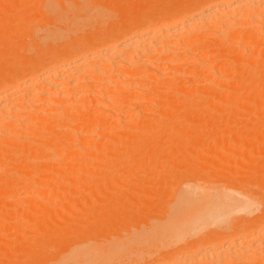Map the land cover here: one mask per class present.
Instances as JSON below:
<instances>
[{
  "label": "bare ground",
  "instance_id": "1",
  "mask_svg": "<svg viewBox=\"0 0 264 264\" xmlns=\"http://www.w3.org/2000/svg\"><path fill=\"white\" fill-rule=\"evenodd\" d=\"M18 1L16 3H18ZM25 1L26 0H24V4L28 2L30 8V3L32 2L30 0L27 2ZM36 1L37 0H35V2ZM38 1H41L40 3L44 7V10H40V12L42 11L44 13L45 11V14L49 17L48 19L40 13L41 17L43 16L44 18H47V21H45L47 25H45L48 26L49 24L48 28H50V25H55V28H60V30L58 29L59 32L53 33L52 31H54V29L51 27L52 30L48 29L51 31V33H49L46 30L47 27L44 25L46 28L43 30H46L49 34L46 36L45 32L43 35L41 34V37H38L40 38V41L44 37H49L52 33L57 36L56 38H59L60 34L61 36L65 35V33L63 34L60 31H62L64 26H66L64 23L66 20H64V22L61 21V23L57 21L58 26L55 20L52 21V19H55L56 17L58 18L59 14H63V12L61 13V6H63L62 11L65 10V12L69 13H67L69 18H72L73 16H69L70 12L76 13V11H74L75 9L83 13H87L89 10L88 8H90L88 5L89 3L84 2V0H71L73 1L71 2L72 5L67 4L68 6L61 4L63 0ZM86 1L92 2V0ZM104 1L105 0L101 1L100 4L102 8L105 5ZM110 1L111 2L108 1V5L113 7L119 0H114L116 1L114 3L113 0ZM170 1L171 0H169L168 3H170ZM39 2H36L38 7L41 6ZM21 3L23 4V0ZM98 3L100 2L97 1V4ZM110 3H113L114 5ZM28 4L27 7L22 8L23 5L18 3L16 4L17 7L13 5L15 8L13 9L17 10L20 7L22 12H26L29 10ZM92 4L93 5L91 6L94 7L93 2ZM125 4L124 6H126ZM177 5L179 7V4ZM131 6L134 7L133 5ZM72 7L75 9L73 10ZM106 7L107 8L104 7L103 9L107 10L108 6ZM132 7L131 9H133ZM26 8H28V10H26ZM40 8H42V6ZM102 8L99 10H102ZM113 8L115 10H113ZM113 8H109L110 11L113 10V15L114 11H118V13H115L119 14L121 17L122 14L120 15V13H124V16L126 17L125 13L128 12L124 11L128 10L130 6L128 5L126 10L123 12L119 11V9L121 10L120 7L118 10H116L115 6ZM135 9L137 10V8ZM90 10H92V8H90ZM97 10L94 9L95 12ZM105 10L104 12L102 11V13H106ZM108 10L107 13H109ZM83 13L78 14L81 16ZM63 16L64 14L62 17ZM76 16L79 18L78 15ZM105 16L106 18H104L106 20H104V23L105 21L108 23L113 22L107 20L106 14ZM137 16H139V14ZM149 16L152 17L148 22L145 21L146 24L144 25L140 24L141 22L139 19H133V25L130 24L131 26H128V31H126L123 35H117L112 38L109 37L110 39H99L92 50L90 49L88 42H83L79 45L77 50L73 48L75 51L68 52L64 57L54 56L53 58L50 57V59L44 55L40 56L44 57V59L39 57L35 60V62L32 60L34 63H31L32 65L30 63V65H27L28 62L25 63V60L21 61L23 58H17L21 63L16 60L19 65H15L16 63L12 61L13 59L10 55L3 56L7 57L8 61H6L8 64L6 61L5 63L2 62L7 64V66L0 64V67L2 65V69H10V72L8 71L9 73H6L7 70L5 72L3 71V73L1 72L0 94L1 92H5L6 90L8 91L17 85L16 79H19L17 77H19L22 73L24 75H22V78L24 77L23 86L25 85L27 88L22 94L15 96V98L14 96L10 98V96V100L7 97L9 94L6 95L8 100L5 98V95H2L3 98H0V151L5 150L7 146L12 147V149L7 150L4 155L0 152V171L3 169L5 170L7 167H11L9 168L11 169L9 170L10 172H7L9 173L8 176L4 178L5 180L2 181V178L0 177V181L2 183L5 182L7 184L6 186L10 188L14 187L17 189L19 187L23 191H37L38 189L45 190L44 192L47 191V194L45 193L44 196L40 195L41 198L39 197L38 200L33 203L34 205H37L39 213H37L38 211L34 212L37 216H39V220L41 216L43 217V214L51 212V209H47L45 207L44 208L50 212L48 211V213H44L47 212V210L42 211L44 210L43 208L40 210V206H46L47 204L55 206V210L52 209L54 211H52V213L48 216L51 218L53 216L57 217V214L60 212V217L63 218L64 216L65 219H68V217H66L67 211L65 210L66 212H63L64 209L62 208L70 205L71 202L74 203L75 201H79L78 204H82L84 207L83 209L88 213H82L81 208V211L79 209L77 212L74 211L73 214L80 211V215L86 214L88 217L89 211L92 212L95 210V212H99L98 214L100 217L103 216V218H106V223L105 220L101 218V221L104 223L103 224L101 221L99 222L100 218L98 217V214L95 212L90 213L89 217L91 218H87L85 216L86 218L84 217L82 220L86 219L87 222L81 220L83 222L81 224L87 223V225L89 224L90 226L91 224L89 221L92 222V216L94 218L98 217L99 220L95 219L94 221L96 222H92V224H94L91 225V227L87 226L91 233H89V231H87L88 229L85 227L87 230L85 229L86 231L84 232H88L85 236L86 233L84 234L82 231L85 238H77L78 236L76 235V237L74 234L72 235L73 237L71 236L70 238L67 236L69 239H66V236L63 234L67 233L70 235L71 233L69 232L74 231H69V229L73 228V225L81 227L77 223H72V227H70L69 223L71 224L72 220L69 223H64V226L69 228L65 232L63 225L61 230L58 228L57 230L56 227V230L50 228L51 230H49L52 231V238L51 235H49V232L45 233L40 231V229L43 230L44 226V223L41 224L40 222V225L42 226H40L38 230L47 235L46 237L41 234V238L39 236L40 233L38 232L37 238L38 236L40 237V242L41 239L45 241L47 238L44 244L46 243V245L49 246L50 244L47 242L48 239H50L49 243L56 240L53 245L55 246L58 243V246L55 248L60 249L62 247L60 246L61 242L63 243L64 241H60L61 233V236H63L61 239L65 238V240L71 242L69 243L64 241L62 244L63 247L60 251H64L65 246V248H68L65 249V253L63 255L64 258L51 260V262L49 259L48 262L46 260L49 256L50 258H53V255L57 254V250L53 246L50 248V245L48 247L49 249H47H51L52 253L53 251H56L53 255L50 253L52 256L48 255V258L46 254L42 255V258L44 255H46L45 257L47 258L45 259L44 257L47 262L45 263L43 259L44 264H77L80 259L90 254L94 255L95 252H100L99 256L102 258L113 259L114 264H129L133 261H146L148 264H264V212H262L263 214L260 213V215L255 214L259 211H257V209L260 207L262 208H260V211H264V130L262 131V129H264L262 128L264 127V44H262V42H264V0H188L185 5L181 6V9H179L177 13L173 15L170 14L167 17V20L164 19L163 15L161 16L162 19H159L158 15H154V12L149 13ZM75 17L73 16V18ZM108 17H110V15ZM65 18L67 17L65 16ZM90 19L94 22L92 18ZM129 20L131 21L132 18H129ZM54 22L55 24H53ZM69 22L70 21H68L67 27H64L69 31L63 28V32L68 31L69 33L71 32L74 34V32H77L80 28L84 29L83 26L80 27V24L78 25L80 27L79 29L77 28L78 26L72 27V25H74V21L72 25ZM62 23H64V26L60 25ZM86 23H89V21ZM97 23L95 20V23L91 24V30L94 26H96L94 24ZM104 23L99 22V25L102 24L103 26ZM108 23L105 25L110 26L111 24L109 23L108 25ZM59 25L61 27H59ZM68 25L70 26L68 27ZM88 25L90 26V23ZM89 26L85 28H89ZM146 26L149 27L145 29ZM104 27L106 26H103V28ZM72 28H76L77 30L75 29L74 31ZM95 28L96 27H94V29ZM43 30L41 29L40 31L43 33ZM91 30L89 29L90 32L88 31L87 34L93 32ZM69 37L70 34L67 35L66 38L64 37V40L67 38L69 39ZM85 37L83 35V38ZM52 39L55 40V37H50L48 40H51L52 43V41H54ZM87 39L88 40L86 41H89L88 36ZM44 40L45 39H43V41ZM46 40L44 43L41 41V46L49 42ZM9 42L11 43V41H8V45ZM65 42L62 43L65 44ZM39 43L40 42H38V44ZM51 43L49 42L47 44L49 46L48 49H50L51 45L54 44ZM58 43L59 46L63 45L60 44L61 41ZM69 43L70 42H68V44ZM41 46H38L40 50L43 49V46ZM230 46L236 48L231 49ZM57 47L53 46L52 49H56ZM4 48L7 50V47ZM13 48H15V45ZM60 48H58V50ZM64 48L66 49V47ZM45 49H47V47ZM45 49H43V51ZM226 60H228V62H226ZM9 61L14 62L15 64H11L12 62L9 63ZM22 63H25L27 66L24 64L23 67ZM9 65L14 66L10 67ZM166 70L167 72H165ZM233 70L240 71H237L238 74H242L238 75L240 76L239 79H236V77H238L237 75H233L235 77H230L234 73L237 74V72ZM168 71H170V73H168ZM230 72L232 73L229 74ZM187 76H190L192 81L190 80V82H188ZM219 76L220 78H218ZM222 76L226 77V80H223ZM241 76L243 79H241ZM237 80L241 82H238ZM170 91L172 93L175 92V98H173L172 93H168ZM167 93L169 94V99H167ZM161 94H164L162 96L166 97V99L162 100L161 98L158 100L160 98L159 95L161 96ZM138 99H140V102H135ZM170 99L172 100L169 101ZM28 102L31 103V105L27 104ZM151 102H155L159 105L158 108L160 110L158 111L160 113L157 111L158 108L155 107V103L153 105ZM149 103L157 108L156 111L158 113L154 111V108L150 111L147 110L153 107L150 106ZM144 105H148L147 108ZM87 107L88 110H92L90 107H94L95 111L99 110L95 113L96 116L100 115V118L96 116L94 117L91 112L88 116L90 120H88L86 117L89 114V111L87 112L86 109ZM126 107H128V109H126ZM55 108L56 110L59 109L60 112L59 110H57L58 113L55 112ZM210 108H213V110L214 108L215 110H219V112L216 111V118L212 117V112H215V110L212 111ZM18 109H21V111ZM206 109L212 113L211 116L209 113L208 115L205 114L207 113ZM242 109L246 110L244 115V111ZM74 110L76 112L77 110L80 111L77 112L78 116H80L79 113L81 114V111H84L83 115H85L84 117L86 118H82L83 116L76 117L75 114H73L76 113ZM100 110H102V112ZM92 111H94V109ZM152 111H154L155 115L160 116L154 117L155 115L150 113ZM189 111H192L193 113H188ZM204 111L205 113H203ZM237 111L242 112L239 113L244 116L243 119L242 117L240 119ZM104 112L108 113L106 114L107 116L105 117L104 115L101 117V113ZM130 112L134 114V116L132 115V117H130ZM145 112L147 113V119L149 120L144 121L146 118L144 120L142 119V121L138 119L140 120L139 125L141 126L136 127L138 121L132 118L140 116L141 113ZM234 112V115L236 117L238 116L236 119L239 118L240 121L243 120V124L237 123L238 120H236V123L240 125L238 126L239 129L242 127L241 125H244L245 123L249 125L253 124L252 127L254 128H251L252 130H248L249 132H245V130L241 129L242 131H238L234 134L236 132L235 129V131L233 130V134L235 136H231L225 131L223 133V129L221 128L223 126L221 125H230V127H232L231 125H236L233 123L235 120V116H233ZM127 113L130 114L128 115ZM125 114H127L128 117L125 116ZM187 114L194 121H196L194 117H199H196V119L199 121L201 120L202 122H198L199 126L201 125V131H199L200 128L198 124L195 125L193 120H189ZM123 115L125 118L130 119H127L129 121L124 119L123 124L120 125V123H122L120 117ZM150 115L156 119H152ZM208 116L212 117L213 120ZM163 117L164 122H159ZM231 117H234L233 121ZM118 118L121 120L118 121L119 125L117 122ZM159 118H161V120H158ZM131 119L133 120L132 122H130ZM175 119H179V122H174ZM82 121L83 124L81 126H85L86 129L90 128L88 134L86 133L87 130L84 133L86 135H89L91 131L92 133L93 131L96 132L95 129H98L100 125L102 129H100L101 131L99 132V129L97 130V135V132L95 134L93 133L95 138H92L91 140L88 139L87 136L86 138L84 134L82 135L85 138L80 135H76L75 132L79 129L80 131L83 130V127L81 128V126H79L80 128L77 126L79 129L75 127L76 124L79 125ZM100 122L101 124H99ZM225 122H227V125ZM228 122L230 123L228 124ZM54 123H56V126H61V128H64L62 126L65 125L66 129L63 130V134H65V131L70 134L75 133L74 135L72 134L73 137L69 136L71 142L61 139V137L64 138L67 134L62 135L60 132L62 129L58 131L59 127H55L57 128L55 129L52 125L50 126V124ZM57 123L60 124L57 125ZM135 123L136 125L134 126ZM172 123L174 125L173 127L178 125L176 130L173 129ZM203 123L205 127L203 126ZM160 124L162 125L160 126ZM163 124L166 127L163 126ZM116 125L118 127L115 129ZM157 125L158 127L163 128L155 129L154 127ZM53 126H55V124ZM110 126L113 128H111L112 130L109 129ZM91 127L94 128L92 129ZM75 128L77 131L73 130ZM219 128H221L222 131L219 130ZM258 128L261 130H258ZM163 129L164 131H162ZM159 130L161 132H159ZM258 131L261 132V136ZM60 134L62 136H60ZM74 136L82 137L83 139H79L82 141L84 140V143L79 139V142H74L77 140ZM197 136H199V138H197L199 145L193 146V141H196L195 138ZM71 137L73 139H71ZM217 138L221 139H219V142L223 140L227 141L228 138V140H230V138H234L235 141L241 139L245 141V139H247L246 141H249L250 144H247L246 148L243 146L244 149L241 151L240 149L239 151L235 150L232 155H235L237 151L236 154L242 157L243 160H246L248 164L246 162H241L243 160H239L241 163H239L238 160L230 162L231 159L229 155L232 152L226 153L224 150H221V153L218 152L220 150L216 152L217 149H221L220 147L215 149L213 148L215 143L212 142H215ZM256 139L258 140L256 141ZM226 141H223V144H225ZM80 142H82V144ZM208 142L212 144L208 146ZM230 142H232V140ZM69 143H72L73 145L70 146ZM204 144L207 146V151L205 152L211 155L214 154L215 150V152L218 153V155L215 154V158L212 156V160L209 158L211 161L208 159L209 162L207 163H205V160L204 162H201L203 160L198 161V158H200L198 155L200 154L198 148H202V145L204 147ZM51 145L55 146L57 151L53 148L54 152H46L51 149L49 148ZM74 145L75 147H73ZM40 146H43V149H41ZM216 146L217 144H215V147ZM187 150H189L188 153ZM98 152L103 153V156L98 154ZM216 155L221 158L219 159L221 162L216 159ZM24 156L28 157H26V163L23 160ZM196 156L199 157L196 159ZM204 156H208V154ZM29 158L32 161H27ZM96 159H99V162ZM44 160L47 161L48 165L44 162ZM48 160H51L53 166H50L51 162L49 164ZM96 161L98 163H96ZM83 171L84 173H87H85L88 175L87 177L85 174V176L81 174L82 178L79 177L81 180L78 179V175L77 177L74 176L77 179L71 178L72 174L75 175V173L78 174L79 172L83 173ZM121 174L123 176H121ZM165 175L166 178H168V175L170 178L162 181L164 180ZM119 177H122V179H119ZM116 178H118V180ZM69 179L72 180L70 181ZM153 180H155L154 183L151 182ZM256 184H259V187H257ZM1 185L2 184L0 183V198L2 199V197L6 194V191L8 192V189L5 187L1 188ZM94 191L105 193H103L102 197L100 196L99 198L101 199L99 200V203L101 202L104 210L100 209L101 205L99 207L96 205L97 199L95 200L93 197V195H96V192ZM83 192L84 194H82ZM142 195L143 197H141ZM152 197L159 198V203L161 204L160 207L158 206L160 204L157 205L156 200L153 201V203L151 202V200H153L151 199ZM165 199L166 201H169L167 204L165 203L166 205L164 204ZM94 201L97 208L93 204ZM142 201H145L144 204H154V206L152 205L153 208L157 205L158 207L156 208H159V210L164 204V209L162 208L163 210H161V213L157 210L156 214L158 212L160 214L158 213L159 215L155 216L152 212L153 208H150L152 206L150 205L147 207L148 205H144L141 203ZM5 202L6 201L4 200H0V203H2L0 206L4 205ZM11 202L12 205L15 204L19 206L20 204L26 202V200L19 196L16 200ZM138 202L141 203V205H139L141 207H134V205H137L136 203ZM89 204L91 205L92 210L87 208L89 210L88 211L85 207ZM105 204H109L107 205L108 207L112 205L124 207L123 205L126 204L128 209H131L133 206L131 210L134 211L135 209L138 210L140 208L142 210V212H140V209L138 210L140 213L137 212V210L134 212L123 209V219L120 218V220H127L128 218V220H130V218L132 220V218H135L134 220L137 219V221L134 222L133 225H147L146 230L138 228L139 225L133 227L134 229H138L136 233L132 230L128 231L127 228L123 231L125 229L124 228L122 229V232L127 233V236L124 237L119 235V231L121 230L118 229L117 231L116 226H114L117 231L115 233H118L116 235H118L122 241L115 240L107 244L90 245L87 241L96 237H102V234H104L103 231L106 232L104 229L106 227L105 224L107 225L108 223L107 220L111 221L112 217L117 215L115 214V211L117 213L118 210L111 207L108 209ZM142 206L144 207L142 208ZM58 207H62V211L57 212V209L60 210ZM88 207L90 208V206ZM37 208L35 207L36 210ZM106 210L107 212H104ZM41 211L43 213L40 215ZM112 211H114V214ZM31 212L33 211H29V213ZM34 212L29 214V216L31 215L30 217H32ZM106 214L109 216H106ZM94 215L97 216L95 217ZM33 217L37 220L35 215ZM50 217L49 219L51 220ZM60 217L54 219V221H58ZM43 218H45L44 220H48L45 215ZM79 218L81 219V217ZM69 219L67 221H69ZM124 222L126 221L124 220ZM98 223L101 225H98ZM110 223L111 222H109V224ZM112 224L113 223H111V225ZM120 225H122V223ZM114 227L112 226V228ZM44 228L46 227L44 226ZM47 228L44 230L47 231ZM78 228L76 231L81 230ZM97 228L101 229L98 230ZM108 228L109 227L106 229L108 230ZM30 229L26 230L29 231ZM32 230H30L31 233L35 232ZM58 231L62 232L60 233ZM97 232L99 236H95ZM111 232L113 231L111 230ZM31 233L23 235L28 237V235H32ZM82 233L79 235L82 236ZM115 233L113 232L114 235ZM58 234H60L59 237L57 236ZM105 235L107 236L106 233ZM108 235L110 234L108 233ZM87 236L90 237L87 238ZM29 238L27 239L28 241ZM71 238H75V240L73 239V241ZM18 239L21 238L18 236ZM21 242L24 243L22 240ZM31 244H33V242ZM40 244L37 245L40 246ZM46 245L42 246L41 244L42 249L45 248ZM24 249L22 248L20 250ZM38 249L40 251L36 249L37 252L41 254V249ZM45 249L42 250L43 253L45 252ZM26 250L29 249H25V252ZM46 253H48V251H46ZM24 260L26 261V259Z\"/></svg>",
  "mask_w": 264,
  "mask_h": 264
},
{
  "label": "rangeland",
  "instance_id": "2",
  "mask_svg": "<svg viewBox=\"0 0 264 264\" xmlns=\"http://www.w3.org/2000/svg\"><path fill=\"white\" fill-rule=\"evenodd\" d=\"M18 0H0V64H4L5 63V61L7 60V57H3V56H9L10 55V57L13 59H11L12 61H14V62H10L9 61V63H11V64H15V65H17L18 63L16 62V60L17 61H19V63H21L20 62V60H18L17 58H23V59H21V61H24L25 63H27V65H30L31 63L32 64H34L33 63V61L35 62V60L36 59H38L40 56H44L45 55V57H47V58H53L54 56H61V57H64L68 52H73V51H75V50H77L78 48H79V45H81L83 42H88V45H89V47H90V49L92 50V49H94V45L95 44H97V42H98V40L99 39H101V38H108V39H110L109 37H114V36H117V35H123L126 31H128V26L131 24V25H133V22H134V20L133 19H135L136 20V18H137V20L139 19V21L141 22L140 24L141 25H144V24H146V22H148L149 20H150V18L152 17V16H149V13H153L154 12V15H158V18L159 19H162V15H163V17H164V19H168L167 17L170 15V14H175V13H177L178 11H179V9H181V6H183V5H185L186 4V2H188V0H177V1H174V0H171V1H173V2H171L170 1V3H168V1L169 0H119V1H114L113 0V3L114 2H116L115 3V5L113 4V3H110V4H113L115 7H116V10H118L119 9V7L121 8V10L119 9V11L120 12H123L124 10H126V8L128 7V5L130 6V8L128 9V10H126V11H124V12H128V13H125L126 14V17L124 16V13H120V15L122 14V17L121 16H119V14H117L118 13V11H114V15H113V10H115L112 6L110 7V5H108V3L109 2H111L110 0H108V1H106V3H105V1H104V7L105 8H107L106 6H108V9L110 8V9H112L113 8V10L112 11H110V9L108 10V12L109 13H107V10H105V9H103L101 6H100V4H101V1H103V0H96V1H94V0H92V2L94 3V7L93 6H91V5H93L92 4V2L90 1H86V0H84V2H87V3H89L88 5L90 6V8H92V10H90V8H88L89 10H88V12L85 14V13H83V12H81V11H78L77 9H75V8H73V10L74 11H76V13L75 12H70V15L69 16H71V15H73L74 17L76 16V15H78V17L80 18V19H82V20H80L79 18H77V16L75 17V18H73V16H72V18L70 17H68V15H67V13L68 12H65V10L64 11H62V8H63V6H61V4H63L64 6H66L67 4L68 5H72L71 4V2H73V1H71L70 0V4H69V0H63L62 2H61V4H60V6L62 7H60L61 8V13L63 12V14H64V16L62 17V15L63 14H57L58 15V18L57 19H59V20H57L56 18L55 19H52V21L53 20H55V22H56V24H57V26H58V22H60L61 23V21H63L64 22V20H68V21H70L69 23L72 25L73 24V21H74V25H72V27L73 26H78L79 24L81 25L80 27H82L83 26V28L84 29H82V28H80L79 26L77 27L79 30L76 32L75 31V29L76 28H72L74 31H72V32H74V34L73 33H69L68 31H66L67 32V35H69L70 34V37H69V39L67 38L66 40H64V37L66 38V32L64 31L63 32V28L64 27H67V24H68V21H67V23H66V21L64 22L65 23V25L66 26H64L63 24L64 23H62V24H60V25H63L64 27L62 28V31H60V32H62L63 34L65 33V35H63V36H61V34H60V36H59V38H56L57 36L54 34L53 35V33L54 32H59L58 31V29L60 30V28H55V25L54 26H51L50 25V28H48L49 27V24H48V26H46L47 24H46V22L45 21H47V18L49 19V17H48V15L47 14H45L46 12L44 11V13L42 12L44 9V7H43V5L37 0L36 2H39L40 3V5L42 6V8H40L41 6H37V3L35 2V0H30L32 3H30V1H29V3H30V8H29V4H28V0H26L25 2H27V3H25L24 4V0H23V4L21 3L22 2V0H19L18 1V3H20L21 5H23V7L22 8H25V7H27V4H28V8H29V10H28V8H26V10H28V11H21V8L19 7L17 10H14L15 8L13 7V5H15L16 6V4H18V3H16ZM79 1V0H78ZM77 1V2H78ZM97 1H99L100 3H98L97 4ZM123 3H122V2ZM126 1H127V3H126ZM131 1V2H130ZM140 3H139V2ZM146 1V2H145ZM67 2V3H66ZM75 2V1H74ZM121 2V3H120ZM97 5H96V4ZM103 3V2H102ZM126 3V4H125ZM133 3H135V4H133ZM136 3H137V5H138V7H137V5H136ZM172 3H173V5H172ZM123 4V5H122ZM124 4L127 6H124ZM167 4H169V5H167ZM177 4H179V7H178V5ZM67 5V6H68ZM131 5H133L134 7H132ZM20 6V5H19ZM96 6H97V8H96ZM99 6V7H98ZM117 6H119V7H117ZM122 6V7H121ZM12 7V8H11ZM17 7V6H16ZM124 7V8H123ZM131 7L133 8V9H131ZM14 8V9H13ZM95 10H97L96 12L94 11V9ZM102 8V10H99V9H101ZM135 8H137V10L135 9ZM136 11H135V10ZM151 9V10H150ZM174 9V10H173ZM14 10V11H13ZM19 10V11H18ZM23 10V9H22ZM37 10H39V11H37ZM40 10H42L41 12H40ZM104 10L106 11V13H102V11L104 12ZM170 10H172V11H170ZM178 10V11H177ZM37 11V12H36ZM78 11V12H77ZM130 11H131V13H130ZM135 11V12H134ZM148 11V12H147ZM176 11V12H175ZM33 12V13H32ZM59 12H60V10H59ZM65 12V13H64ZM115 12H117V13H115ZM134 12V13H133ZM140 12V13H139ZM16 13V14H15ZM40 13L41 14H43L44 15V17L46 16L47 18H44L43 16V20H42V17H41V15H40ZM73 13V14H72ZM78 13H83L82 15H83V17H82V15L80 16ZM91 13V14H90ZM93 13V14H92ZM160 13V14H159ZM66 14V15H65ZM69 14V13H68ZM75 14V15H74ZM84 14H85V16H84ZM90 16H89V15ZM96 14H100V15H96ZM105 14L107 15V20L109 21H113V22H109L111 25L110 26H107V25H105V24H107L108 22L107 21H105V23H104V20H106L105 18H106V16H105ZM116 14V15H115ZM129 14V15H128ZM139 14V16H137ZM143 14V15H142ZM146 14V15H145ZM27 15H28V17H27ZM110 15V17H108ZM133 17H132V16ZM148 15V16H147ZM21 16V17H20ZM65 16L67 17V18H65ZM95 16V17H94ZM98 16V17H97ZM103 17V20H102V17ZM117 16V17H116ZM119 16V17H118ZM124 16V17H123ZM105 17V18H104ZM121 17V18H120ZM149 17V18H148ZM13 18V19H12ZM17 18V19H16ZM29 18V19H28ZM50 18H52V17H50ZM53 18H54V16H53ZM60 18H61V20H60ZM76 18H77V20H76ZM89 18V19H88ZM90 18H92L93 20H94V22L93 21H91V19ZM99 18V19H98ZM108 18H110V19H108ZM112 18V19H111ZM125 18H126V20H125ZM129 18L131 19L132 18V20L130 21L129 20ZM140 18H141V20H140ZM21 19V20H20ZM44 19H46V20H44ZM42 20V21H41ZM95 20H96V23L99 21L100 23H104V25L103 26H106V27H104L103 28V26H102V24H100L99 25V22L97 23V24H94V25H96V26H94V27H99V26H102V27H100V28H95L94 29V27H93V29L91 30V24L92 23H95ZM98 20V21H97ZM34 21V22H33ZM58 21V22H57ZM71 21H72V23H71ZM81 22V23H79V22ZM85 21V22H84ZM87 21H89V23H90V26L88 25L89 23H86ZM102 21V22H101ZM129 21H130V23H129ZM146 21V22H145ZM4 22V23H3ZM45 22V23H44ZM55 22L53 23V24H55ZM76 22V23H75ZM82 22H83V24H82ZM126 22V23H125ZM1 23H2V25H1ZM20 23V24H19ZM50 23V22H49ZM109 23H108V25H109ZM114 23V24H113ZM116 23V24H115ZM9 24V25H8ZM16 24V25H15ZM24 24V25H23ZM46 24V25H45ZM52 24V25H53ZM7 25V26H6ZM13 25H15V26H13ZM20 25V26H19ZM44 25L47 27V32H49V33H51V31L50 30H52L51 29V27L54 29V31H52L53 33H52V35H50L49 37H42L43 39H49L50 37L51 38H54L55 37V40L54 39H52V40H54V41H56V42H54V41H52V43H54L53 45H51L52 43H51V40L49 41L51 44H49V45H51V48L50 49H48V43H45V44H43L42 46H43V49H45L46 47H47V49H45L44 51H43V49L42 50H40V48L38 47V46H41V43L43 42L44 43V41H43V39L40 41V38H38V37H41L40 35L42 34H44V32L46 33L45 34V36L47 35V34H49V33H47L46 32V30L44 31L43 29H45L46 27H44ZM59 25V27H61ZM98 25V26H97ZM130 25V26H131ZM13 26V27H12ZM17 26V27H16ZM25 26V27H24ZM33 26V27H32ZM56 26V27H57ZM70 25H68V27H69ZM89 26V28H85V27H88ZM6 27V28H5ZM29 27V28H28ZM37 27H38V29H37ZM42 27V28H41ZM44 27V28H43ZM108 27V28H107ZM149 26H146L145 27V29L146 28H148ZM12 28V29H11ZM17 28V29H16ZM27 29V30H26ZM28 29H29V31H28ZM31 29V30H30ZM37 29V30H36ZM42 29L43 30V33L40 31V30ZM48 29H50V30H48ZM56 29V30H55ZM65 29V28H64ZM65 29V30H66ZM88 29V30H87ZM89 29L91 30V31H93V32H91V33H88V34H90V35H88L87 34V32L89 31ZM100 29H101V31H100ZM2 30V31H1ZM71 30V29H70ZM77 30V29H76ZM99 32H98V31ZM102 30H104V31H102ZM12 31V32H11ZM31 31H33V32H31ZM34 31H36L37 33H38V31H39V33H38V35H37V33L36 32H34ZM96 31V32H95ZM90 32V31H89ZM28 33V34H27ZM69 33V34H68ZM93 33V34H92ZM15 34V35H14ZM31 34V35H30ZM32 34H34V35H32ZM59 34V33H58ZM72 34V35H71ZM16 35H18V36H16ZM83 35H84V37L85 38H83ZM34 37V38H32V37ZM54 36V37H53ZM87 36H88V38H89V41H86V40H88L87 39ZM8 39V40H7ZM38 39H39V41H38ZM63 41H62V40ZM7 40V41H6ZM36 40V41H35ZM46 40V41H47ZM68 40H70V41H68ZM82 40V41H81ZM8 41H11V43L9 42V45L7 44L8 43ZM59 41H61V45L62 46H64V47H66V49L64 48V47H62V46H59L58 44V42ZM67 42V44H66V42ZM73 41V42H72ZM91 41V42H90ZM6 42V43H5ZM34 42V43H33ZM38 42H40L39 44H38ZM62 42H65V44L64 43H62ZM68 42H70L69 44H68ZM89 42H90V44H89ZM4 43V44H3ZM13 43V44H12ZM17 43V44H16ZM57 43V44H56ZM26 44V45H25ZM262 44H264V42H262ZM2 45V46H1ZM6 45V46H5ZM9 47H8V46ZM11 45V46H10ZM15 45V48H13V46ZM25 45V46H24ZM34 47H33V46ZM44 45H46V46H44ZM41 46V47H42ZM53 46H55V47H57L56 49L55 48H53L52 49V47ZM239 46V45H238ZM238 46H237V48H238ZM2 47V48H1ZM4 47H7V50L4 48ZM10 47H11V49H10ZM16 47H18V48H16ZM26 47V48H25ZM61 47V48H60ZM235 47V46H234ZM264 47V46H263ZM262 47V48H263ZM9 48V49H8ZM58 48H60V49H62V50H58ZM73 48L75 49V50H73ZM230 48L232 49L233 48V46H230ZM236 48V47H235ZM235 48H233V49H235ZM261 48V49H262ZM5 51H4V50ZM20 50V51H18V50ZM23 49V50H22ZM37 49H39V50H37ZM52 49V50H51ZM10 50V51H9ZM14 50V51H13ZM51 50V51H50ZM53 50H54V52H53ZM216 50V49H215ZM237 50V49H236ZM263 50V49H262ZM3 51V52H2ZM16 51H17V53H16ZM23 51V52H22ZM50 51V52H49ZM60 51V52H59ZM6 52H8V53H6ZM9 52H10V54H9ZM11 52H13V53H11ZM34 52H36V53H34ZM42 52V53H41ZM45 52V53H44ZM52 52V53H51ZM56 52V53H55ZM62 52V53H61ZM16 53V54H15ZM23 53V54H22ZM38 53H39V55H38ZM64 53V54H63ZM3 54V55H2ZM12 54H14V55H12ZM27 54V55H26ZM41 54H43V55H41ZM53 54V55H52ZM16 55V56H15ZM20 55V56H19ZM15 56V57H14ZM38 56V57H37ZM26 57H28V58H26ZM34 57H35V59H34ZM16 58V59H15ZM31 58V59H30ZM40 58H43L44 59V57H40ZM46 58V59H47ZM50 58V59H51ZM4 59V60H3ZM10 59V58H9ZM62 59V58H61ZM33 60V61H32ZM8 61V60H7ZM6 61V62H7ZM2 62H4V63H2ZM223 62H225V61H223ZM226 62H228V60H226ZM25 63H22V65H23V67H24V64ZM30 63V64H29ZM7 64H8V62H7ZM7 64H4V65H6L7 66ZM10 64V65H11ZM31 64V65H32ZM9 65V66H10ZM19 65V64H18ZM21 65V64H20ZM26 65V64H25ZM26 65V66H27ZM14 65H12V66H10V67H13ZM1 67H3L2 65H1ZM0 67V77L2 76L1 75V72L3 73V71L5 72L6 70H4V69H2ZM22 67V66H21ZM232 67V66H231ZM234 69V68H233ZM12 70V69H11ZM10 72V69H8L7 70V72L6 73H9ZM230 71V70H229ZM232 71V70H231ZM233 71H235V70H233ZM237 71H239V70H237ZM237 71H235V72H237ZM165 72H167V70L165 71ZM240 72V71H239ZM168 73H170V71H168ZM232 72H230L229 74H231ZM234 73V72H233ZM5 74V73H4ZM190 74H192V73H190ZM20 75V74H19ZM22 75H23V73L19 76V77H17V78H19V79H16V84L17 85H15L12 89H10V90H6L5 92H1V94H0V98H3V96L2 95H5V98H6V95L7 94H9V95H7V97H8V99H9V97L10 98H12L13 96H14V98H15V96H18V94H22L25 90H26V88L27 87H25V85L23 86V82H24V77L22 78ZM193 75V74H192ZM233 75H242L241 73L240 74H238V72H237V74H232L230 77H235V76H233ZM24 76V75H23ZM191 76V75H190ZM190 76H187V81L188 82H190V80L192 81V76L190 77ZM190 77V79L188 80V78ZM194 77V76H193ZM223 77V80L225 79L226 80V77H227V75H226V77H224V76H222ZM222 77H221V79H222ZM239 77L240 76H238V77H236V79L238 78L239 79ZM218 78H220V76L218 77ZM228 78V77H227ZM194 79V78H193ZM236 79H234V80H236ZM241 79H243L242 78V76H241ZM240 79V80H241ZM238 81V80H237ZM242 81V80H241ZM241 81H238V82H241ZM205 86H207V85H205ZM206 88V87H205ZM174 92V91H173ZM2 93H4V94H2ZM168 93H172L171 91L170 92H168ZM167 93V94H168ZM166 94V95H167ZM162 95H164V94H161V96L159 95V99L158 100H160L161 98H162V100L163 99H166V97H164V96H162ZM172 95H173V98H175V92L174 93H172ZM172 95H171V98H172ZM168 96H169V94L167 95V99H169L168 98ZM157 98V97H156ZM7 99V98H6ZM5 99V100H6ZM7 99V100H8ZM141 99V98H140ZM140 99H138V100H136L135 102H140L139 100ZM10 100V99H9ZM172 99H170L169 101H171ZM209 100V99H208ZM89 101H91V100H89ZM141 101H142V99H141ZM168 102V101H167ZM88 103V102H87ZM155 103V102H154ZM154 103H152L151 102V104H153L154 105ZM27 104H29V105H31V103H27ZM26 104V105H27ZM148 104V103H147ZM250 104H252V103H250ZM28 105V106H29ZM113 105V104H112ZM145 105H146V103H145ZM144 105V106H145ZM149 105H150V103H149ZM153 105H150V106H153ZM156 105H158V104H156L155 103V107H159V105L158 106H156ZM27 106V107H28ZM148 106V105H147ZM147 106H145L146 108H147ZM23 107H25V106H23ZM30 107V106H29ZM154 106L153 107H151V109H147L148 111H150V110H152V108H154L155 110L154 111H156V109L157 108H155ZM87 109V112L89 113L86 117L88 118V116L90 115V113L92 112V115L95 117L96 116V113L95 112H97V111H99V110H97V111H95V108L93 107V108H91L90 107V109H94V111H92V110H88V107L86 108ZM126 109H128V107H126ZM145 109V108H144ZM162 109V108H161ZM212 111H214L215 110V108H214V110H213V108H210ZM19 111H21V109H18ZM55 110H56V108H55ZM55 110H53V111H55ZM57 110H59V109H57ZM55 111V112H57L58 113V111ZM146 110V109H145ZM158 110H160L159 108L157 109V111ZM241 110V109H240ZM243 110V109H242ZM18 111V112H19ZM101 112H102V110H100ZM154 111H152V112H150L151 114H154ZM156 111V112H157ZM216 111H218L219 112V110L218 109H216L215 110V112ZM244 112H243V115H244V113H246L245 111L246 110H243ZM59 112H60V110H59ZM74 112H76L75 110H74ZM77 112H80V111H78L77 110ZM76 112V113H77ZM128 112V111H127ZM155 112V113H156ZM159 112V111H158ZM157 112V113H158ZM193 113L192 111H189L188 113ZM206 112L207 113H205V111L203 112V113H205V114H207L208 115V113L210 114V116L212 115V113H213V116L212 117H215L216 118V116H217V112L215 113V112H209V111H207V109H206ZM238 113L239 112H241V111H237ZM76 113H73V114H75V116L77 117L78 116V113L76 114ZM94 113V114H93ZM105 113V112H104ZM104 113H101V117H103L104 115H105V117L107 116L106 114H108L107 112L104 114ZM131 113V112H130ZM129 113V114H130ZM156 113V114H157ZM160 113V112H159ZM242 113V112H241ZM241 113H239V115L238 116H240V119H241V117H242V119L244 118V116L243 115H240ZM84 114V111H81V114L79 113V115L80 116H78V117H81V116H83L82 118H86V117H84L85 115H83ZM87 114V113H86ZM98 114H99V112H98ZM128 114V113H127ZM127 114H125V116H127L128 117V115ZM147 113L145 112V113H141V117L140 116H135L134 118H132V119H136L137 121V125H139V121L141 120L142 121V119L144 120L145 118V120L144 121H146V120H149V119H147V115H146ZM148 114H149V112H148ZM195 114V113H194ZM219 114V113H218ZM232 114V113H231ZM235 114V112L233 113V116H235L234 115ZM132 115L134 116V114H132L131 113V116L130 117H132ZM139 115V114H138ZM144 115V116H143ZM155 115V114H154ZM195 115H197V114H195ZM226 115H228V114H226ZM125 116L123 115V116H121V117H124V118H121L120 117V119L122 120V123H120V125H122L123 124V120L125 119L126 121H129V120H127V119H130V118H125ZM151 117H152V115H150ZM160 116V115H159ZM159 116H157V115H155L154 117H159ZM187 116H188V114H187ZM191 116H192V114H191ZM194 116V115H193ZM210 116H208L209 118H212V117H210ZM225 116V115H224ZM232 116V115H231ZM237 116V117H238ZM96 117H98V118H100V115L98 116H96ZM189 117V120L191 119V120H193L192 118H190V116H188ZM197 118H199L198 116H196ZM196 117H194L195 118V120L196 121H194V123H195V125L196 124H198V126H199V123L198 122H201V120L199 121L198 119H196ZM226 117V116H225ZM228 117V116H227ZM230 117V116H229ZM236 116H235V120L233 121V118L231 117V119H232V121H233V123L234 124H236V125H231L232 127H230V125L228 126L227 125V122H225L226 123V125L227 126H225V125H221V126H223V127H221L222 129H223V133H224V131L225 132H227V133H229V135H231V136H235L234 134H236L238 131L240 132V131H242V130H245V132H249L248 130H252L254 127H252V125L253 124H251V125H249V124H246V126H245V124L244 125H241L242 127L239 129V127L238 126H240V125H238L237 123H239V124H243L242 123V121L243 120H241L240 121V119L238 118V119H236L237 118ZM150 118V117H149ZM166 118V117H165ZM130 120V122H132L133 120ZM138 119H140V120H138ZM151 119V118H150ZM152 119H156V118H153L152 117ZM167 119V118H166ZM177 119V118H176ZM175 119V121L174 122H176V121H178L179 122V119L178 120H176ZM231 119H227V120H231ZM84 120V119H83ZM88 120H90V118H88ZM121 120H119V118H118V120H117V122L118 121H121ZM158 120H161V118H159ZM164 117L162 118V120L161 121H159V122H161V123H163L164 121ZM167 120H169V119H167ZM180 120H181V118H180ZM198 120V121H197ZM212 120H213V118H212ZM236 120H238V121H240V122H238L237 121V123H236ZM144 121H143V123H144ZM117 122H116V124H117ZM168 122V121H167ZM77 123H79V122H77ZM142 123V124H143ZM202 123V122H201ZM230 122H228V124H229ZM250 123V122H249ZM253 123V122H252ZM55 124V126H53ZM54 124H50V126L52 125V127H59V129H58V131L60 130V129H62V130H60V132L62 133V135H65V134H67V135H65L64 136V138L63 137H61V139H64L65 141H67V142H71V140H70V137L69 136H72L73 137V135L76 133V135H80V136H82V137H84L82 134H84L85 132H86V130H87V134L89 133L88 131H90V128H88V129H86L85 128V126L83 127V126H81L82 124H83V121L81 122V124H79V125H77L76 124V126L75 127H79V126H81V128L83 127V133H82V131H80V127L78 128L79 130L77 131V129L75 128V129H73L74 131H77V132H79V133H77V132H75V133H72V134H70L69 132H66L65 131V134H63L64 133V131L63 130H65L66 128H65V125L64 126H62V127H64V128H61V126H56V123H54ZM58 124H60V123H57V125ZM99 124H101V122L99 123ZM174 124H177V123H174ZM224 124V123H223ZM232 124V123H231ZM62 125V124H61ZM98 125V124H97ZM114 125H115V123H114ZM114 125H112V126H114ZM118 125H119V122H118ZM136 125V123L134 124V126ZM136 125V127H140L141 125H139V126H137ZM162 124H160V126H161ZM167 125V124H166ZM112 126H110L109 127V129H111L112 128ZM163 126H165L164 124H163ZM174 125H173V123H172V127H173ZM203 126L205 127V125H204V123H203ZM202 126V127H203ZM235 126V127H234ZM94 127H96V126H94ZM94 127H91L92 129L94 128ZM116 127H118L117 125L115 126V129H116ZM166 127V126H165ZM164 127V128H165ZM176 127V128H175ZM175 127H173V129L174 130H176L177 129V127H178V125L176 126L175 125ZM203 127V128H204ZM57 128H55V129H57ZM85 128V129H84ZM97 128V127H96ZM155 129L157 128H159V129H162L163 127H158V125L157 126H155L154 127ZM199 128H200V130L199 131H201V125L199 126ZM198 128V129H199ZM221 128H219V130H221ZM238 128V129H237ZM252 128V129H251ZM261 128V127H260ZM260 128H258V130H261ZM262 128H264V127H262ZM99 129V130H98ZM98 129H95L96 130V132H97V130H98V132L99 131H101L100 129H102L101 128V125L99 126V128ZM113 129V128H112ZM111 129V130H112ZM205 129V128H204ZM235 129H236V132L234 133L233 132V130L235 131ZM242 129V130H241ZM128 130H129V128H128ZM183 130H185V129H183ZM264 129H262V131H263ZM130 131H132V130H130ZM162 131H164V129L162 130ZM222 131V130H221ZM220 131V132H221ZM95 131H93V133L95 134L96 133ZM98 132L96 133V135L98 134ZM159 132H161L160 130H159ZM186 132V131H185ZM244 132V133H245ZM259 132V135L261 134V132L260 131H258ZM81 133V134H80ZM92 133V131L90 132V138H89V135H86V134H84L85 135V137L87 136L88 137V139H92V138H95V136H93L94 134ZM222 133V132H221ZM234 133V134H233ZM70 134V135H69ZM226 134V133H225ZM247 134V133H246ZM61 134H60V136H62ZM68 136V137H67ZM261 136V135H260ZM71 137V139H73ZM75 137V139H77V140H75L74 142H79V140L82 138V137H79V136H74ZM84 137V138H85ZM86 137V138H87ZM97 137V136H96ZM67 138V139H66ZM68 138H69V140H68ZM80 138V139H79ZM197 138H199V136H197L195 139H196V141H197ZM79 139V140H78ZM83 139V138H82ZM87 139V140H88ZM195 139H193V140H195ZM219 139L220 138H217L216 139V141L215 142H212V143H215V144H217V146L215 147V144H214V149L215 148H218V147H220L221 149H217L216 150V152L218 151V150H220V151H218L219 153H221L222 151L221 150H224L226 153H231L229 156H230V162H235V161H237L238 160V162L239 163H241V162H243V163H245L246 162V160H243V158L242 157H240L238 154H236L237 153V151H236V153H235V155H232L234 152H235V150H238L239 151V149H240V151L241 150H243L244 148H246L247 147V144H250V142L248 141H246L247 139H245V141H243L242 139L241 140H238V141H235L234 140V138H230V140H228L227 139V141L226 140H223V141H226L225 142V144H223L224 142L223 141H220L219 142ZM90 140H89V142H90ZM221 140V139H220ZM232 140V142H230ZM252 140V139H251ZM258 139H256V141H257ZM80 141H82V140H80ZM84 141V140H83ZM82 141V142H83ZM196 141H193V146H195V145H199V143H198V141L196 142ZM74 142H73V144H74ZM82 142H80L81 144H82ZM166 142V141H165ZM84 143V142H83ZM195 143H198V144H195ZM209 143V142H208ZM212 143H209L208 144V146L209 145H211ZM228 143V144H227ZM70 144V146H72L73 144L72 143H69ZM75 144H79V143H75ZM264 144V143H263ZM191 145V144H190ZM224 145H226V146H224ZM77 146V145H76ZM243 146H245L244 148H243ZM264 146V145H263ZM8 147V146H7ZM6 147V149L5 150H3V151H0L1 152V154L2 155H4L5 153H6V151L7 150H11L12 149V147L10 146V147H8L7 148ZM41 147V149H43L42 147L43 146H40ZM45 147V146H44ZM73 147H75V145L73 146ZM191 147V146H190ZM197 147V146H196ZM207 146L204 144V147H203V145H202V148L200 147V148H198V150H199V153L201 154H198L199 156H200V158H198V161H200V160H203V161H201V162H204V160L206 161L205 163H207V162H209V160L211 159V158H215V154H217L218 155V153H216L215 152V150H214V154H209V153H207V152H205V151H207V148H206ZM223 147H224V149H223ZM46 148H47V146H46ZM49 148H51V149H49ZM48 149L49 150H47L46 152H54V150H53V148L57 151V148H55V146H50ZM242 148V149H241ZM264 148V147H263ZM191 149H193V148H191ZM229 149V150H228ZM53 150V151H52ZM194 150V149H193ZM197 150V151H198ZM55 151V152H56ZM223 151V152H224ZM189 152V150H187V153ZM205 153V154H204ZM98 154H100V155H102L103 153H100V152H98ZM206 154H208V156H204V155H206ZM216 155V159H218V161H219V159H221L219 156H217ZM227 155V156H228ZM1 156V155H0ZM98 156V155H97ZM103 156V155H102ZM199 156H196L195 158L197 159V157H199ZM213 156V157H212ZM228 156V157H229ZM27 157V156H26ZM26 157L24 156V162L26 161ZM193 157H194V155H193ZM235 159H234V158ZM239 157V158H238ZM28 158V157H27ZM99 158V157H98ZM192 158V157H191ZM204 158V159H203ZM206 158V159H205ZM210 158V159H209ZM238 158V159H237ZM30 159V158H29ZM29 159H27V161H32L31 159L29 160ZM65 159H66V157H65ZM101 159V158H100ZM112 159V158H111ZM114 159V158H113ZM194 159V158H193ZM195 159V160H196ZM209 159V160H208ZM97 160V159H96ZM108 160H110V159H108ZM107 160V161H108ZM115 160V159H114ZM208 160V161H207ZM212 160V159H211ZM210 160V161H211ZM234 160V161H233ZM241 160H243V161H240ZM98 162H99V159L97 160ZM96 161V163H98ZM111 161V160H110ZM217 161V160H216ZM43 162V161H42ZM44 162H46V164H47V161H45L44 160ZM50 162H51V160H48V163L50 164ZM109 162V161H108ZM111 162H113V161H111ZM196 162V161H195ZM219 162H221V160L219 161ZM26 163V162H25ZM247 164H248V162H246ZM53 163L51 162V164H50V166L52 165ZM202 164H204V163H202ZM209 164V163H208ZM48 165V164H47ZM110 165V164H109ZM53 166V165H52ZM208 166V165H207ZM209 166H210V164H209ZM8 168V169H7ZM4 171L3 170H1L0 171V177L2 178V181L3 180H5L4 178L5 177H7L8 176V174L9 173H7V172H10L9 170H11V169H9V168H11V167H7ZM80 173V172H79ZM76 174L75 173V175H73L72 174V176H71V178H76L77 177V175H78V179H79V177H81L82 178V175H84L85 173H84V171H83V173H80V174ZM2 174V175H1ZM53 174V173H52ZM82 174V175H81ZM87 174V173H86ZM85 174V175H86ZM84 175V176H85ZM18 176V175H17ZM74 176H76V177H74ZM83 176V177H84ZM88 175H86V177H87ZM121 176H123L122 174H121ZM86 177H84V178H86ZM70 178V177H69ZM81 178L79 179V180H81ZM122 179V177H119V179ZM170 177H169V175H168V178H166V175H165V177H164V180H162V181H165V179L166 180H168ZM77 179V178H76ZM117 180H118V178H116ZM1 180V179H0ZM70 181L72 180V179H69ZM154 181L155 180H153V181H151V182H153L154 183ZM160 182V181H159ZM0 183L2 184L1 185V188H7L8 189V192L6 191V194L2 197V199L0 198V200H4V201H6L5 203H4V205H1L0 206V264H36L37 263V261H38V263L37 264H39V262H40V264H44V261H45V259H47L48 258V255H53V253L57 250V254H55V255H53V258L51 257L50 258V256H49V258L46 260V261H48L49 259H50V262H51V260H57V259H62V258H64V253H65V249H68V248H65L64 247V251H60V250H62V247H63V243H64V241H67V240H65V238L64 239H61V237L63 238V236H61L62 235V231L60 232V231H58V232H60L61 233V235L60 234H58L57 236L59 237V235H60V241H62V240H64L63 241V243L61 242V245L60 246H62L60 249H58V248H55L56 246H58L57 244L54 246L53 244H54V242L56 241H54V239H53V241L54 242H51V243H49L50 241V239H48V244H50L49 246H50V248H52V246L56 249L55 251H53V253H52V250L50 249V250H48L49 248V246H47L46 245V243L44 244V242L47 240V235H45L44 233H41V232H49L50 234L49 235H51V232L52 231H50L51 229H55V227H56V229L58 228V229H60L61 230V227L63 228V226L65 225L64 223H69V222H71V220H72V222H71V224L69 223V225H70V227H72V223L74 224V223H77L78 225H80L81 227H79L81 230V232L79 231V230H77L78 232H80V233H82V231H83V233L85 234V236L88 234V232H84V231H86L87 229V231H89V228H87V226H89V224L87 225V223H84V224H81V223H83L82 221L84 220H82V218H84L85 216H86V214L88 213L87 211H85L83 208V205L81 206L80 204H78V202L79 201H75L74 203H70V205H68V206H66V207H58L60 210H58L57 209V212L58 211H62V209H64L63 210V212H66L67 211V216L66 217H68V219H69V217H70V219H69V221H67L68 219L66 218L65 219V217L63 216V218L62 217H60L61 216V214H60V212H59V214H57V213H55V214H57L58 216L57 217H50V216H48V215H50L51 213H52V211H54L55 210V206L54 205H52V204H47L46 206L44 205V206H40L41 208H40V210H42V208L44 209V210H42V211H45V210H47V209H51V212L49 211V210H47V212H44V213H48V211L50 212V213H48V214H43V217H44V215H45V217L47 216V218H48V220H44L45 218H43L42 216V219H41V217H40V220L38 219L39 218V216H37L36 215V213L34 212V211H38V208H37V205L35 204H33L34 202H36V200H38V198L40 197L41 198V196H44L45 195V193L47 194V191L46 192H44L45 190H40V189H38L37 191L36 190H28V191H23L22 189H20L19 187L16 189V188H10V187H8V186H6L7 184L4 182V183H2L1 181H0ZM3 184H5V185H3ZM137 185H139V184H137ZM140 186V185H139ZM154 186V185H153ZM152 186V187H153ZM159 186V185H158ZM256 186L257 187H259V184H256ZM160 187V186H159ZM158 187V188H159ZM154 188V187H153ZM157 189V188H156ZM16 191H18V192H16ZM21 191V192H20ZM102 191V190H101ZM16 194H15V193ZM94 192H96V195H93V197H94V199L97 201V203H96V205L99 207L100 205H101V202L99 203V200H101V199H99L100 198V196L102 197V195H103V193L104 192H98V191H94ZM93 192V193H94ZM111 193V192H110ZM17 194H19V195H17ZM43 194V195H42ZM82 194H84V192L82 193ZM95 194V193H94ZM101 194V195H100ZM105 194V193H104ZM41 195V196H40ZM98 195V196H97ZM2 196V195H1ZM23 197L25 200H26V202H24L23 204H20L19 206L18 205H12V202L11 201H13V200H16L18 197ZM95 196H97V197H95ZM141 197H143V195L141 196ZM167 198H169V197H167ZM166 198V199H167ZM171 198V197H170ZM79 199V198H78ZM147 199H149V198H147ZM151 199H153V200H151ZM150 200H151V202L153 203V201H155L156 200V202H157V205L158 204H160L159 202V198H156V197H152ZM166 199L164 200L165 202H164V204L166 203L167 204V202H169V201H166ZM169 200V199H168ZM9 202V203H8ZM131 202V201H130ZM144 202L145 201H142L141 203H143L144 204ZM95 203V201L93 202V204ZM141 203L140 202H138V203H136L137 205H134V207H141V206H139V205H141ZM155 203V202H154ZM0 204H2V203H0ZM86 204H88V203H86ZM86 204H84V205H86ZM92 204V203H91ZM103 204V203H102ZM132 204H134V203H132ZM131 204V205H132ZM142 204V205H143ZM163 204V203H162ZM164 204L162 205V207L160 208V210H159V208H156V207H160L161 206V204L160 205H156V203H155V205H156V207L155 208H153V206H154V204H151V203H148V204H144V205H148L147 207H149L150 205L152 206V207H150L153 211V213L155 214V216L157 215H159L160 213H161V210H163L164 208ZM165 204V205H166ZM107 205H109V204H107ZM106 204H105V206H107ZM22 208H21V207ZM39 206V205H38ZM88 206H90V208L88 207ZM94 206H95V204H94ZM124 207H122V206H116V205H112V206H110L111 208H114V209H116V210H118V212L116 213V211H115V214H117V215H114L113 216V212L114 211H112V220L110 221V220H107V225L105 224V229L102 227V226H100L101 228H103L106 232H104L103 231V233L104 234H102V235H100V236H102V237H96V238H94V239H92V240H90V241H87L90 245H98V244H107V243H111L112 241H115V240H118V241H122V239L118 236V235H116V234H118V233H115V232H117L118 231V229H120L121 231H119V235L120 236H124V237H126L127 235V233L126 232H122V229H124L123 231H125L126 230V228H127V230L128 231H134L135 233H136V231L138 230V229H134L133 227L134 226H136V225H139V227L138 228H142V230H146V228H147V225H144V224H135V225H133L134 224V222H136L137 221V219L136 220H134L133 218H132V220H131V218H130V220H126V219H124L126 222H124V220H120V218L121 219H123V217H122V211H124L125 209L126 210H131L132 209V207H131V209H128L127 207H126V204L125 205H123ZM35 207L37 208V210L35 209ZM47 208V209H45V208ZM96 207V206H95ZM104 207V206H103ZM108 207V206H107ZM106 207V208H107ZM110 207H108V209L110 208ZM117 207V208H116ZM130 207V206H129ZM144 206H142V208H143ZM57 208V207H56ZM62 208V209H61ZM81 208H82V213H86V214H79V212L81 211ZM86 209L88 208L89 210H92V208H91V205L89 204V205H87L86 207H85ZM97 208V207H96ZM96 208H93V209H96ZM163 208V209H162ZM261 208V207H260ZM260 208L259 209H257V211L259 210L260 211ZM24 209V210H23ZM52 209H54V210H52ZM80 209V211L78 212V213H76L78 210ZM87 209V210H88ZM99 209V208H98ZM100 209L101 210H104L103 208H102V205H101V207H100ZM107 209V210H108ZM124 209V210H123ZM140 209V208H139ZM138 209V210H139ZM149 209V208H148ZM148 209H146V210H148ZM151 209H149V210H151ZM262 209V208H261ZM26 210H29V211H33L34 212V214L32 215V217H30L29 216V214H31V213H33V212H31V213H29V211H26ZM66 210V211H65ZM84 210V211H83ZM88 210V211H89ZM100 210V211H101ZM107 210L106 211H104V212H107ZM111 210H113V209H111ZM121 210V211H120ZM137 209H135V211H136ZM137 210V212H139ZM145 210V209H144ZM156 210V211H155ZM157 210H159V214L157 213L156 214V212H157ZM23 211V212H22ZM40 212V215H41V213H43V212ZM74 211H76L74 214H73V212ZM131 211H134V210H131ZM134 211V212H135ZM257 212V213H255L256 215H260V213L261 214H263L262 212H264V211H260V212ZM93 212H95V210L94 211H92V212H90L89 211V214L90 213H93ZM103 212V211H102ZM109 212H110V210H109ZM136 212V213H137ZM140 212H142V210L140 209ZM139 212V213H140ZM22 213V214H21ZM28 213V214H27ZM37 213H39V211L37 212ZM96 214H98L99 212H95ZM66 214V213H65ZM68 214H70V215H68ZM77 214H78V216H77ZM88 214V217L90 216ZM120 214V215H119ZM35 215V218H37V220H39V221H37V220H35L34 219V216ZM39 215V214H38ZM60 215V216H59ZM99 215V214H98ZM108 214H106V216H107ZM37 216V217H36ZM52 216V215H51ZM95 216V215H94ZM97 216V215H96ZM95 216V217H96ZM109 216V215H108ZM255 216V215H254ZM49 217L51 218V220L49 219ZM58 217H60V219L57 221H54V219H56V218H58ZM79 217H81V219L79 218ZM87 217V216H86ZM85 217V218H86ZM87 217V218H88ZM98 217L100 218V220L98 219ZM97 218H94L93 216H92V218L93 219H91V221L92 222H96V221H94L95 219H98L99 220V222L103 219V220H105L106 218H103V216H101L100 217V215L98 216ZM32 218H33V220L35 221V223H34V221L32 220ZM72 218V219H71ZM89 218H91V217H89ZM102 218V219H101ZM111 218V217H110ZM109 218V219H110ZM118 218V219H117ZM44 220V221H43ZM82 220V221H81ZM88 220V219H87ZM98 220H97V222H98ZM134 220V221H133ZM81 221V222H80ZM85 222H87L86 221V219L84 220ZM118 221V222H117ZM122 221V222H121ZM132 221V222H131ZM139 221H142V220H139ZM40 222H41V224H43L48 230L47 231H45L44 229H46V228H44V226H43V230L42 229H40V231L38 230L39 229V227L40 226H42V225H40ZM46 222V223H45ZM92 222H90L89 221V223L91 224V225H93L92 224ZM102 223H103V221H101ZM109 222H111V223H113L112 225H111V223L109 224ZM115 222V223H114ZM155 222V221H154ZM39 223V224H38ZM80 223V224H79ZM105 223H106V220H105ZM117 223V224H116ZM122 223V225H120V224ZM123 223H125V224H123ZM142 223V222H141ZM33 224H34V226H33ZM47 224V225H46ZM104 224V223H103ZM35 228H33L32 226ZM38 225V226H37ZM63 225V226H62ZM67 225V224H66ZM91 225L89 226V227H91ZM97 225V224H96ZM98 225H101L100 223H98ZM97 225V226H98ZM77 226V225H76ZM76 226H74L73 225V228L72 229H69L67 226L65 227L64 226V232L66 231V230H68L69 229V231L70 230H74V231H76V229L78 228V227H76ZM83 226V227H82ZM96 226V227H97ZM112 226L114 227V226H116V229H117V231H116V229H115V227L114 228H112ZM120 226V227H119ZM29 227V228H28ZM30 227H31V229H30ZM53 227V228H52ZM60 227V228H59ZM75 227V228H74ZM87 229H86V228ZM95 227V228H96ZM99 227V226H98ZM107 227H109L110 228V230H109V228H108V230L106 229ZM51 228V229H50ZM67 228V229H66ZM78 228V229H79ZM101 228H99V229H101ZM24 229V230H23ZM28 229H30V230H34L35 232H32L31 233V231L29 230V231H27ZM50 229V230H49ZM55 229V230H56ZM57 229V230H58ZM86 229V230H85ZM92 229V228H91ZM90 229V230H91ZM98 229V228H97ZM98 229V230H99ZM32 230V231H33ZM93 230H96V229H93ZM111 230L115 233V235L113 234V232H111ZM13 231V232H12ZM26 231V232H25ZM74 231H72V232H69V233H71L70 235L69 234H63V235H65L66 236V239H69L72 235H74L75 234V236L77 237V238H82V237H84L85 238V236H84V234L81 236V235H79L80 233H78L77 231L76 232H74ZM109 231V232H108ZM31 233L32 235H28V237L26 236H24L23 234H29V233ZM40 233L39 234V236L41 237L42 235L41 234H43V235H45L44 237L46 238V240L45 241H43V239H41V242H40V237L38 236V238H37V233ZM55 232V231H54ZM63 232V233H64ZM110 234V235H108V233ZM34 233V234H33ZM57 233V232H56ZM76 233H78V234H76ZM89 233H91L90 231H89ZM92 233H95V232H92ZM100 233V232H99ZM105 233L107 234V236L105 235ZM101 234V233H100ZM113 234V235H112ZM48 235V236H49ZM91 235H93V234H91ZM90 235V236H91ZM18 236H19V238H21V239H18ZM69 238H68V237ZM79 236H81V237H79ZM90 236H87V238L88 237H90ZM95 236H99L98 235V232L95 234ZM94 236V237H95ZM106 236V237H105ZM24 237V238H23ZM31 239H30V238ZM34 237V238H33ZM50 237V236H49ZM56 237V236H55ZM73 237V236H72ZM13 238V239H12ZM29 238V241L27 240ZM42 238V237H41ZM51 238H52V235H51ZM53 238H54V236H53ZM56 239H57V237H56ZM72 239V238H71ZM74 240H75V238H73ZM72 239V240H73ZM20 240V241H19ZM21 240L24 242V243H22L21 242ZM71 240V241H72ZM73 240V241H74ZM27 241V242H26ZM42 241H43V243H42ZM20 242V243H19ZM33 242V244H31ZM39 242V243H38ZM67 242H69V241H67ZM66 242V243H67ZM22 243V244H21ZM42 244V246L43 245H46L45 246V248H43L42 249V246H41V244ZM69 243H71V242H69ZM7 244V245H6ZM31 244V245H30ZM37 244H40V246H38ZM68 244V243H67ZM3 245V246H2ZM18 245V246H17ZM23 245V246H22ZM28 245V246H27ZM37 245V246H36ZM70 245V244H69ZM8 246V247H7ZM16 246V247H15ZM26 246V247H25ZM30 246V247H29ZM34 246H36V247H34ZM7 247V248H6ZM21 247V248H20ZM29 247V248H28ZM32 247V248H31ZM40 248L41 249V254L40 253H38L37 252V250H39L38 248ZM69 247V246H68ZM13 248V249H12ZM29 249V250H26V252H25V249L24 250H20V249ZM31 248V249H30ZM34 248V249H33ZM37 250H36V249ZM48 248V249H47ZM45 249V252L43 253L42 252V250H44ZM19 252H17V251ZM34 252H33V251ZM11 251V252H10ZM15 251V252H14ZM40 251V250H39ZM46 251H48V253H46ZM51 251V252H50ZM13 253V254H12ZM22 253V254H21ZM25 253V254H24ZM51 253V254H50ZM27 254V255H26ZM43 254H46L47 255V258L45 257L46 255H44V257H45V259H44V257L42 258V255ZM24 255V256H23ZM51 255V256H52ZM100 255V252H95L94 253V255H88V256H86V257H83L82 259H80V261H79V263H77V264H114L113 262V259H110V258H102V257H100L99 256ZM40 256H41V258H40ZM25 257V258H24ZM40 258V259H39ZM24 259H26V261L24 260ZM42 259V260H41ZM43 259H44V261H43ZM39 260H41V261H39ZM36 261V262H35ZM45 261V263H47ZM18 262V263H17ZM49 262V261H48ZM54 263V262H53ZM129 264H148L146 261H139V262H130Z\"/></svg>",
  "mask_w": 264,
  "mask_h": 264
}]
</instances>
